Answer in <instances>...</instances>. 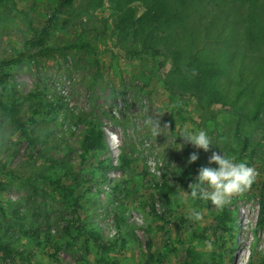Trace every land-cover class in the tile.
I'll list each match as a JSON object with an SVG mask.
<instances>
[{"label":"rangeland","instance_id":"obj_1","mask_svg":"<svg viewBox=\"0 0 264 264\" xmlns=\"http://www.w3.org/2000/svg\"><path fill=\"white\" fill-rule=\"evenodd\" d=\"M55 3L0 0V61L22 51ZM58 16L48 43L89 49L9 67L10 98L0 107V264H96L100 251L79 232L59 185L73 187L84 229L115 243L109 256L118 264H145L148 242L154 253L166 251L154 264H183L189 252L190 264H263L264 0H71ZM139 46L148 52H130ZM149 116L166 125L161 135L145 127ZM89 127L104 132L107 147L82 154ZM185 129L205 130L209 150L178 135L184 146L176 150L173 137ZM185 150L198 156V170L216 167L208 159L217 152L252 167L255 179L222 208L199 206L185 192L197 175ZM162 183L174 188L164 198ZM224 208L226 228L214 223ZM190 209L201 218L190 219Z\"/></svg>","mask_w":264,"mask_h":264},{"label":"trees","instance_id":"obj_2","mask_svg":"<svg viewBox=\"0 0 264 264\" xmlns=\"http://www.w3.org/2000/svg\"><path fill=\"white\" fill-rule=\"evenodd\" d=\"M71 0H56V3L48 17V19L44 22V24L39 28V30L34 34L33 38L27 39L23 44V49L19 53H17L14 57L10 59H5L0 61V107L4 108L6 101L4 98H10L9 93H4V84L7 81V78L10 75V68L12 66H17L21 64L23 61H37L39 58L48 56L54 52L60 51V50H66L70 48H77V49H83L88 50L89 47L87 44H67V45H52L48 43V37L50 33L55 29L56 25L59 21L58 16V10H60L63 6L67 5ZM148 47H135L130 50L132 54L135 55H142L144 53L148 52ZM259 109V103L256 104L254 112L250 115L251 120H256L258 115ZM22 135L25 138L27 144L29 147L32 148V150H35L37 154L44 157V154L41 150H39L36 146L37 139L31 136V134L27 131L25 127L20 125ZM238 123L236 124L235 128V134L238 135ZM249 145V139L248 137H243L242 142V148L241 152H243L246 147ZM107 147V140L104 135V132L101 129H97L94 127H89L85 130V132L82 135L81 143H80V149L81 153L84 154L88 151H96V150H103ZM192 153L190 150H185V154L189 158V155ZM193 169L194 172H198V163L197 160L195 162L189 163ZM112 167V163H107L106 165H103V168L107 170L108 168ZM106 172V171H105ZM103 179L106 180V173L102 175ZM75 184L74 182H72ZM59 188L62 192V197L66 201L67 205L71 208V213L75 220L77 221L76 227L78 228L79 232H85L88 234V236L92 239L94 244L97 246V248L100 251V256L96 259V264H118L115 260H113L109 253L112 252L115 249V243L113 241L104 242L102 240V237L98 233L97 230H88L86 231L83 227V225L80 223L79 220V203H78V197L73 195V187L70 185H59ZM158 193L161 196V198L166 197L169 193H171L174 188L173 186L162 183L158 185ZM197 204L199 206H203L205 204V201L197 200ZM258 215H257V222L259 225L264 224V188L259 191V197H258ZM151 210L154 215H157V212L154 209V205H151ZM232 220V217L230 213L224 208L217 216L214 218V223L217 226H221L222 228H226V222H229ZM5 248H7L10 251H13L14 249L10 245H5ZM189 256H191L190 261H186L183 264H190L193 262L194 257L191 255V252H189ZM166 257V251H160L158 253H154V251L151 250L150 242L147 244V253H146V259L145 264H154V263H160L164 260ZM264 264V261H263Z\"/></svg>","mask_w":264,"mask_h":264},{"label":"clouds","instance_id":"obj_3","mask_svg":"<svg viewBox=\"0 0 264 264\" xmlns=\"http://www.w3.org/2000/svg\"><path fill=\"white\" fill-rule=\"evenodd\" d=\"M145 127L153 136L161 135L163 127L159 124V118L153 119L149 116L144 121ZM168 127V126H167ZM168 131V130H167ZM177 135L183 140L192 144L195 148L205 152L212 145L210 137L205 130H183L177 132L173 137V144L176 150L183 148L182 143H175ZM198 156L191 153L188 158V163L195 162ZM208 164H215L216 167H201L197 175L191 183L188 184V197L195 201H208L216 208L224 207L234 194L241 193L253 183L256 173L254 169L244 162H237L232 157L225 154L212 152L208 159ZM181 203H187L183 196L180 197ZM190 219L199 220L200 213L194 209H190Z\"/></svg>","mask_w":264,"mask_h":264}]
</instances>
